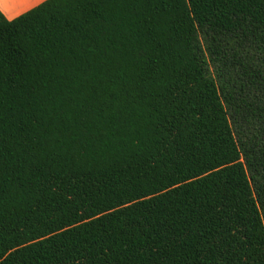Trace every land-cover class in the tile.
I'll return each mask as SVG.
<instances>
[{"label":"trees","instance_id":"trees-1","mask_svg":"<svg viewBox=\"0 0 264 264\" xmlns=\"http://www.w3.org/2000/svg\"><path fill=\"white\" fill-rule=\"evenodd\" d=\"M0 264H264V0L0 10Z\"/></svg>","mask_w":264,"mask_h":264},{"label":"crops","instance_id":"crops-1","mask_svg":"<svg viewBox=\"0 0 264 264\" xmlns=\"http://www.w3.org/2000/svg\"><path fill=\"white\" fill-rule=\"evenodd\" d=\"M45 0H0V10L8 19H14Z\"/></svg>","mask_w":264,"mask_h":264}]
</instances>
